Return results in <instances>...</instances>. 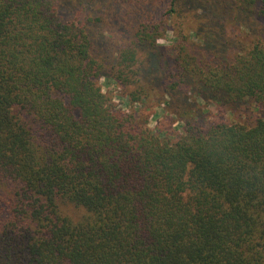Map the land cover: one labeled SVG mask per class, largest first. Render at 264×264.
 <instances>
[{
  "label": "trees",
  "instance_id": "trees-1",
  "mask_svg": "<svg viewBox=\"0 0 264 264\" xmlns=\"http://www.w3.org/2000/svg\"><path fill=\"white\" fill-rule=\"evenodd\" d=\"M207 1V33L219 15L264 22V0ZM198 2L123 24L109 57L87 9L0 0V264H264V33L228 51L218 28L194 32ZM180 17L191 22L167 25ZM170 33L166 92L253 105V124L186 122L168 137L103 92L108 78L148 104Z\"/></svg>",
  "mask_w": 264,
  "mask_h": 264
},
{
  "label": "rangeland",
  "instance_id": "rangeland-1",
  "mask_svg": "<svg viewBox=\"0 0 264 264\" xmlns=\"http://www.w3.org/2000/svg\"><path fill=\"white\" fill-rule=\"evenodd\" d=\"M198 1H202V3L198 2L199 4L197 6L199 9L203 8V11L196 12V15L193 14L192 26L194 32H196L199 37H205L210 34L212 28H218L219 34L221 32L224 33L222 36L223 40L227 39V50L238 53L244 51L249 43H251V40L257 37L259 33H264V22L259 19H245L239 16L237 24L236 19L233 20L234 17L231 16V14L217 16L218 21L208 26L211 27V29L208 28L209 33H207V25L209 24L207 18L208 13H206L204 7L206 3H209L207 0ZM169 2L170 0H61V4L63 5L61 7V13L64 16H71L79 8H85L92 17L102 18V22L94 30L95 39L98 41L96 43L98 44L97 51L109 57H113L116 51L115 48L119 47L120 44L121 39H119V35L121 27L124 26L123 24H125V27H127L126 29H128L132 26H137V24L145 21L146 18H151L152 22L159 21L160 18L165 19V13L167 9H169ZM197 6L184 8L183 15ZM204 12L206 14H204ZM193 13H195L194 10ZM204 15L206 17H204ZM211 15L215 16L216 14L211 12ZM181 17L171 21L166 18L167 25L178 28V23H181V21L185 23L191 22L189 18L183 20L185 16H183L182 19ZM195 18L199 19L198 24L195 22ZM239 24H241L242 27H240ZM230 28L234 29L232 32L234 36L229 35ZM191 38L196 46H201L204 43L193 35ZM174 43L171 33L158 42V45L161 47L160 50L164 53L163 56L158 53L160 55L158 58L162 65L159 66L157 63L155 64L156 73H158L157 78L160 84L157 89V94L148 104L133 107L116 83L108 78L100 79L103 92L112 98L119 108L127 112L136 110L150 129L160 131L163 135L168 137L182 134L186 122L192 124L203 122L253 124L255 119L259 116V113L253 105L244 104L238 105L235 108H229L216 104H205L202 100L193 96V102H189L191 107H187L183 105L185 102L184 94L175 91L169 92V95L166 92L167 83L165 86L164 81L165 78H168L169 67H171L169 62V59L171 60V54L166 49L170 48ZM171 95L174 97L171 98ZM179 106H181V108Z\"/></svg>",
  "mask_w": 264,
  "mask_h": 264
}]
</instances>
